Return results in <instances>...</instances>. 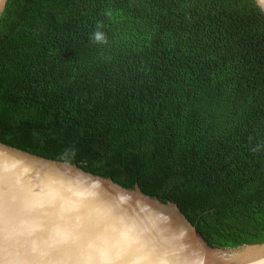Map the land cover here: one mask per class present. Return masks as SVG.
Instances as JSON below:
<instances>
[{
  "label": "trees",
  "instance_id": "1",
  "mask_svg": "<svg viewBox=\"0 0 264 264\" xmlns=\"http://www.w3.org/2000/svg\"><path fill=\"white\" fill-rule=\"evenodd\" d=\"M0 142L138 184L211 247L264 244V11L255 0H7Z\"/></svg>",
  "mask_w": 264,
  "mask_h": 264
},
{
  "label": "water",
  "instance_id": "2",
  "mask_svg": "<svg viewBox=\"0 0 264 264\" xmlns=\"http://www.w3.org/2000/svg\"><path fill=\"white\" fill-rule=\"evenodd\" d=\"M0 264H264V244L211 247L138 184L0 142Z\"/></svg>",
  "mask_w": 264,
  "mask_h": 264
},
{
  "label": "clouds",
  "instance_id": "3",
  "mask_svg": "<svg viewBox=\"0 0 264 264\" xmlns=\"http://www.w3.org/2000/svg\"><path fill=\"white\" fill-rule=\"evenodd\" d=\"M95 36H96V39L99 40L100 39V36L101 34L99 32L95 33Z\"/></svg>",
  "mask_w": 264,
  "mask_h": 264
}]
</instances>
